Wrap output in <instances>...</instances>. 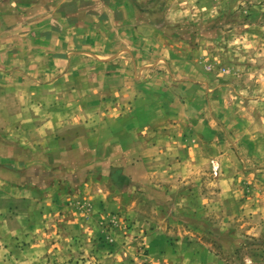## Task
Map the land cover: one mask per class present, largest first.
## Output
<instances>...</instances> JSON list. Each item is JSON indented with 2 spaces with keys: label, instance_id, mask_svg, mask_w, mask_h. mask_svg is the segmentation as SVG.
<instances>
[{
  "label": "crops",
  "instance_id": "crops-1",
  "mask_svg": "<svg viewBox=\"0 0 264 264\" xmlns=\"http://www.w3.org/2000/svg\"><path fill=\"white\" fill-rule=\"evenodd\" d=\"M160 1L157 12V0H0L3 163H26L44 149L58 160L60 150L96 151L131 184L154 187L195 182L216 165L223 193L232 190L239 143L245 155L264 157V129L248 128V104L220 100L194 46L171 34L180 10ZM6 179L0 175V264H137L131 244L129 257L113 251L117 262L104 261L102 241L91 239L96 210L81 219L67 207L27 203L32 192Z\"/></svg>",
  "mask_w": 264,
  "mask_h": 264
},
{
  "label": "rangeland",
  "instance_id": "rangeland-1",
  "mask_svg": "<svg viewBox=\"0 0 264 264\" xmlns=\"http://www.w3.org/2000/svg\"><path fill=\"white\" fill-rule=\"evenodd\" d=\"M180 1L169 2L170 9L181 12L169 19L171 34L194 46L225 105L248 104L245 108L254 118L248 128L261 133L264 0ZM162 3L157 0L152 7L158 12ZM233 130V135L239 133ZM58 137L64 141L68 136ZM242 145L236 147L231 167L232 190L223 193L220 182H214L224 170L216 165L204 167L196 183L161 181L154 187L124 181L118 167L101 163L96 151L67 157V150H60L58 160L54 150L44 149L39 157L28 155L26 163L0 160V175L12 187L32 192L27 203L67 207L81 219L96 210L101 218L91 239L102 241L104 261L129 257L125 249L131 244L137 264H264V157L245 155ZM116 242L122 243L119 253L112 249Z\"/></svg>",
  "mask_w": 264,
  "mask_h": 264
},
{
  "label": "trees",
  "instance_id": "trees-1",
  "mask_svg": "<svg viewBox=\"0 0 264 264\" xmlns=\"http://www.w3.org/2000/svg\"><path fill=\"white\" fill-rule=\"evenodd\" d=\"M124 181L128 182V180H126L125 178H122Z\"/></svg>",
  "mask_w": 264,
  "mask_h": 264
}]
</instances>
